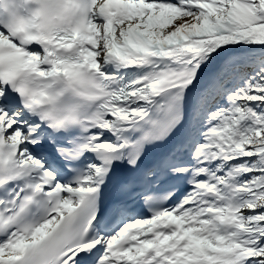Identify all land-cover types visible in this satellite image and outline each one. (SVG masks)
<instances>
[{
    "label": "snow or ice",
    "instance_id": "1",
    "mask_svg": "<svg viewBox=\"0 0 264 264\" xmlns=\"http://www.w3.org/2000/svg\"><path fill=\"white\" fill-rule=\"evenodd\" d=\"M0 264H264V0H0Z\"/></svg>",
    "mask_w": 264,
    "mask_h": 264
}]
</instances>
